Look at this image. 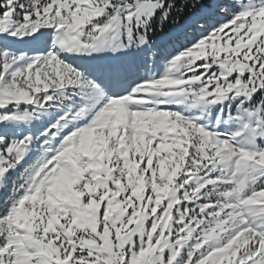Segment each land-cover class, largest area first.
Returning a JSON list of instances; mask_svg holds the SVG:
<instances>
[{
    "label": "snow or ice",
    "instance_id": "1",
    "mask_svg": "<svg viewBox=\"0 0 264 264\" xmlns=\"http://www.w3.org/2000/svg\"><path fill=\"white\" fill-rule=\"evenodd\" d=\"M0 264H264V0H0Z\"/></svg>",
    "mask_w": 264,
    "mask_h": 264
},
{
    "label": "trees",
    "instance_id": "2",
    "mask_svg": "<svg viewBox=\"0 0 264 264\" xmlns=\"http://www.w3.org/2000/svg\"><path fill=\"white\" fill-rule=\"evenodd\" d=\"M167 27V26H166Z\"/></svg>",
    "mask_w": 264,
    "mask_h": 264
}]
</instances>
